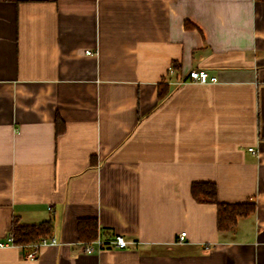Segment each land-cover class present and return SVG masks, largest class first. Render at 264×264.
I'll return each instance as SVG.
<instances>
[{
  "label": "crops",
  "instance_id": "0c3cea01",
  "mask_svg": "<svg viewBox=\"0 0 264 264\" xmlns=\"http://www.w3.org/2000/svg\"><path fill=\"white\" fill-rule=\"evenodd\" d=\"M198 182L255 213L220 232ZM81 218L129 246L84 253ZM14 221L57 244L0 264H264V0H0V242Z\"/></svg>",
  "mask_w": 264,
  "mask_h": 264
},
{
  "label": "trees",
  "instance_id": "16d2710c",
  "mask_svg": "<svg viewBox=\"0 0 264 264\" xmlns=\"http://www.w3.org/2000/svg\"><path fill=\"white\" fill-rule=\"evenodd\" d=\"M168 95V87L160 85L159 100ZM59 122V119H58ZM57 122V123H58ZM59 125V124H58ZM192 196L199 202L215 204L218 209V230L232 231L236 228L239 218L247 217L256 211V203H221L218 201L217 185L212 182H198L192 185ZM53 223L44 221L38 224L23 225L14 221L12 231L14 243L17 246L30 245L53 235ZM98 221L95 218H81L77 221L78 238L81 242L89 243L97 238Z\"/></svg>",
  "mask_w": 264,
  "mask_h": 264
},
{
  "label": "built area",
  "instance_id": "2783aa9c",
  "mask_svg": "<svg viewBox=\"0 0 264 264\" xmlns=\"http://www.w3.org/2000/svg\"><path fill=\"white\" fill-rule=\"evenodd\" d=\"M192 83H199V84H216L218 83L217 77L211 76L206 70H192L188 74V80ZM251 152L254 153L253 149H250ZM187 233L182 232L179 235V242L183 243L185 241ZM57 241L55 238L43 239L39 242L32 243L30 245L20 246L23 250H26L25 259L27 260H34L39 256V252L43 247L49 245H56ZM82 246V251L87 254H93L95 252H100L104 248H127L129 246V242L120 235L115 236L110 240H103L100 237H97L95 240L85 243H79ZM8 246H15L14 243V236L13 233H10L8 236L7 243L0 242V247H8ZM209 247H207L208 249Z\"/></svg>",
  "mask_w": 264,
  "mask_h": 264
}]
</instances>
